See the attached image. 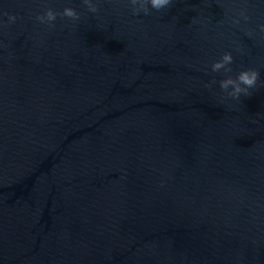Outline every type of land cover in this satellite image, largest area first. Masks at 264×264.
<instances>
[{"label": "water", "instance_id": "water-1", "mask_svg": "<svg viewBox=\"0 0 264 264\" xmlns=\"http://www.w3.org/2000/svg\"><path fill=\"white\" fill-rule=\"evenodd\" d=\"M92 2L0 0V264H264V0Z\"/></svg>", "mask_w": 264, "mask_h": 264}, {"label": "clouds", "instance_id": "clouds-1", "mask_svg": "<svg viewBox=\"0 0 264 264\" xmlns=\"http://www.w3.org/2000/svg\"><path fill=\"white\" fill-rule=\"evenodd\" d=\"M83 3L87 5L89 11L91 12L98 11L97 4H94L92 0H83ZM131 3L133 5H136L137 3L140 4L139 8L134 9V14H139L141 9H143L145 14H149L150 11L148 7L149 4L151 5V8L160 11L162 9L167 8L172 3V0H131ZM4 15L8 16L10 23H14L17 19L16 15L14 14H8L5 12ZM58 15L61 17H67L71 20L77 21L80 19L81 14L75 8L70 6L65 7L63 9V12L61 13H57L52 8H48L43 14L38 15L36 19L41 23H48L50 26L54 27L55 25L53 22L57 19ZM240 15H243L245 20L249 19V17L245 15L243 12L240 13ZM236 23H239V20H237ZM261 31H264V25H261ZM233 59L234 58L230 52L224 53L220 60L213 63L212 70L218 72L221 69H224L226 72H231L232 69L229 66L232 64ZM259 78H260L259 70L254 68H249L240 71L236 78L228 77L226 79L221 80L220 86L222 90H224L227 93L228 96L235 99H239L241 94L250 95L249 90L256 87ZM230 86L232 88V91H228Z\"/></svg>", "mask_w": 264, "mask_h": 264}]
</instances>
